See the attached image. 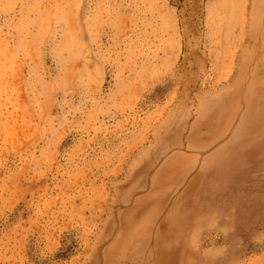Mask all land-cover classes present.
Returning <instances> with one entry per match:
<instances>
[{
	"label": "rangeland",
	"instance_id": "obj_1",
	"mask_svg": "<svg viewBox=\"0 0 264 264\" xmlns=\"http://www.w3.org/2000/svg\"><path fill=\"white\" fill-rule=\"evenodd\" d=\"M252 9L0 0V264H264V123L226 157L243 100L215 117L247 49L264 74Z\"/></svg>",
	"mask_w": 264,
	"mask_h": 264
},
{
	"label": "bare ground",
	"instance_id": "obj_2",
	"mask_svg": "<svg viewBox=\"0 0 264 264\" xmlns=\"http://www.w3.org/2000/svg\"><path fill=\"white\" fill-rule=\"evenodd\" d=\"M257 1H260L258 2L259 3L258 6L263 8L264 0H257ZM254 7H256V0H253V9L251 15L252 16L251 34L253 37L255 35L257 36V33L259 34L258 30L261 22V16ZM249 57H251V60H253L254 52L251 49H247L241 57V64L239 65V69H238L239 77L237 78L239 82L242 79H244L246 76L248 83L246 85H242L240 87V90H238V92L236 93L234 91H230L226 94H223L220 97L217 96V99L221 103L219 110L216 112L215 115L216 118H219L218 122H221L218 126V130L216 133L217 135L218 133H222L226 131L228 125L230 124L231 119L235 117L238 109L237 101L239 102L240 98L243 100L244 103L243 105L246 109L245 113H243L244 120L242 119L243 121L241 122V124L237 126L233 135V139L230 140L231 141V143L229 144L230 148L228 147L229 149L226 154V157L235 155V153L238 150H240L239 147H241L242 144H246L245 142H249V141L252 142L253 140L250 137V133L251 136H252V132L255 135L256 133H259L263 128V127L261 128L259 127L262 126L264 123L262 119V116L264 115V74L260 75V73L262 72H258L257 70H255L253 63H251V67L249 68L250 63L247 61ZM258 88L262 89L261 93H259ZM214 137H216V135ZM202 144L204 143L201 142L197 145H202ZM177 154L179 155H177L175 158H172V160L170 159V163L164 166L159 172L158 178L160 180L166 183H172L176 180L177 177L181 175H185V172H187L189 168L188 164L191 158L188 155H184L182 153H177ZM151 196L152 197L150 198L156 199V194L155 195L153 194ZM146 198H142L141 202H144ZM161 199L162 197H158L156 200L161 201Z\"/></svg>",
	"mask_w": 264,
	"mask_h": 264
},
{
	"label": "crops",
	"instance_id": "obj_3",
	"mask_svg": "<svg viewBox=\"0 0 264 264\" xmlns=\"http://www.w3.org/2000/svg\"><path fill=\"white\" fill-rule=\"evenodd\" d=\"M258 2H260V1H257L256 0V10L258 11V13H259V15L261 16V22H260V25H259V28L261 29L262 28V24L264 23V10H263V8L262 7H259L258 5H259V3ZM263 10V11H262ZM252 13V12H251ZM262 14V15H261ZM252 17V16H251ZM247 61L250 63L249 64V68L251 67V63H252V61L253 60H251V57H249L248 59H247Z\"/></svg>",
	"mask_w": 264,
	"mask_h": 264
}]
</instances>
